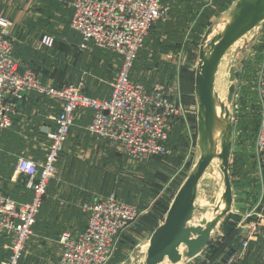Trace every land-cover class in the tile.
Listing matches in <instances>:
<instances>
[{
    "label": "rangeland",
    "instance_id": "obj_1",
    "mask_svg": "<svg viewBox=\"0 0 264 264\" xmlns=\"http://www.w3.org/2000/svg\"><path fill=\"white\" fill-rule=\"evenodd\" d=\"M67 1L16 0L22 4L29 3L28 8L36 16L30 21L33 31L37 33L33 35V39L22 38V30H16L12 21L7 18V15L13 16L14 10L15 18H20L18 7L0 9V18L12 23L10 35L19 45V57L16 56V59L25 67L38 72L47 85L56 86L83 80L85 93L88 86L99 89L102 84L93 79L99 78L103 80L104 88H109L120 67L115 54L90 46L80 49L78 36L68 28L58 33L52 29L47 30L50 35L42 33L48 22L65 21L70 0ZM235 2L236 0H170L167 19L152 26L133 64L131 80L147 86H164L173 101L180 100L186 111L185 121L174 125L170 132L168 155L141 161L132 160L123 154L119 145L91 137L84 130L79 131V136L74 135L73 131L64 144L55 164L56 173L45 194L54 180L58 182L55 189L60 190L59 193L79 195L75 198L77 201L73 198L67 204L71 205L69 211L75 218L81 217L82 204L103 196L130 202L142 213L122 234L110 264L123 261L138 243L162 223L173 196L198 157L195 144L196 104L193 95L198 46L209 24ZM24 21L23 18L21 22ZM43 37L53 40L51 47L41 44ZM239 55L233 49L219 67L215 89L221 98L227 92L229 65L237 67ZM248 82L246 73L240 75L234 99L233 146L229 170L233 207L226 221L219 225V237L211 243L213 246L223 243L230 226L236 228L240 222L257 224L254 236L256 241L252 243L256 246L264 245V198L260 201L264 193L258 180V167L252 148L257 127L256 123L254 126L247 124L248 114L250 120L255 121L258 114ZM46 127L44 124L39 125L33 135L45 134L50 129ZM85 140L88 143H84ZM201 190L208 195L217 194L219 185L213 179H207ZM37 220L17 264H56L59 258L56 238L49 237L44 231V223H38ZM53 225H56L55 221ZM205 251L195 260L209 264L210 248ZM10 253V240L0 238V263L6 261ZM261 253L262 251L259 252L257 262L252 264H264ZM236 261L235 259L227 264H235ZM210 264H220V261L215 259Z\"/></svg>",
    "mask_w": 264,
    "mask_h": 264
},
{
    "label": "built area",
    "instance_id": "obj_2",
    "mask_svg": "<svg viewBox=\"0 0 264 264\" xmlns=\"http://www.w3.org/2000/svg\"><path fill=\"white\" fill-rule=\"evenodd\" d=\"M70 7L69 26L81 37L80 49L100 48L115 54L120 61L108 99L87 96L83 82L61 87L43 84L34 70L14 57L11 25L0 18V131L11 127L19 105L31 93L57 104L60 110L53 119L54 129L45 133L43 159L36 162L19 157L16 161L15 171L24 177L25 188L32 192L31 200L18 203L0 193V234L10 240L11 252L0 264L18 263L32 236L46 188L56 173L55 164L79 114L92 112L87 126L90 135L119 145L126 157L140 161L168 155V136L174 125L185 121L183 105L174 102L164 86L156 84L147 90L130 78L150 29L167 19L168 3L162 0H72ZM41 44L51 47L53 40L43 37ZM238 59V70L241 76L248 75L249 91L257 108L258 125L252 148L264 193V23L252 33ZM263 198L264 195L260 201ZM80 210L87 216L86 228L81 232L66 231L60 236L58 264H110L122 234L142 214L135 205L113 196L85 202ZM256 226L252 222L237 223L236 229L247 233L241 235L240 247L227 263L244 254L256 235Z\"/></svg>",
    "mask_w": 264,
    "mask_h": 264
},
{
    "label": "water",
    "instance_id": "obj_3",
    "mask_svg": "<svg viewBox=\"0 0 264 264\" xmlns=\"http://www.w3.org/2000/svg\"><path fill=\"white\" fill-rule=\"evenodd\" d=\"M263 23L264 0H236L206 28L198 46L193 81L198 157L173 196L162 223L117 264L188 262L219 237L218 226L233 207L229 170L240 71L229 65L224 98L215 89V79L225 56L233 49L242 54L252 33ZM207 179L219 185L217 194L208 195L201 190ZM246 233L244 230L242 235ZM239 247L240 241L236 240L220 262L227 264Z\"/></svg>",
    "mask_w": 264,
    "mask_h": 264
},
{
    "label": "crops",
    "instance_id": "obj_4",
    "mask_svg": "<svg viewBox=\"0 0 264 264\" xmlns=\"http://www.w3.org/2000/svg\"><path fill=\"white\" fill-rule=\"evenodd\" d=\"M2 1L0 0V9L6 7H7L6 9H11V7L13 8L18 7V11L21 12V14H19V17L21 15L20 18H15V14H14L15 10L13 16L8 17L7 15V18L12 21L16 30L17 29L22 30V35H23L21 36L22 38H28V37L32 38L34 34H37L36 31H33L31 25L32 22H30L31 20L36 18V16L32 13L31 9L28 8L30 6H28L27 4L29 3L22 4L16 2V0H2ZM71 1L72 0H70L69 2L68 15L67 18L64 19L65 21L61 23L48 22V24L45 25V29L42 31V33L46 35H50L48 33L49 31L47 30L52 29L54 30V32L58 33V31L60 32L64 28H68L69 31L73 32L78 36V45H79L81 43L80 35L74 32L69 26L71 14H72V10L70 7ZM65 2L67 3L68 1L65 0ZM162 2L170 4V0H162ZM23 18L25 19V21L21 22ZM12 23H11V27H12ZM60 41L63 42L62 40ZM93 79L95 80L96 83H101L102 85L99 87V89H97L96 86H88V88H86L85 90L86 91L85 94L91 98L108 99L110 94V87L109 88L107 87L105 89L103 80L99 78H93ZM82 81L79 80V82ZM77 83L66 82L63 85L77 84ZM143 86L145 87V85ZM153 86L154 85H151L149 88L151 89ZM38 97H39L38 95L37 96L33 95L32 97H30V99L20 104L17 114L12 119L11 127L6 130L0 131V193L10 197L12 200L18 203L29 202L32 197V192L25 188L24 177L16 173L15 171L17 158L23 157L34 160L36 162H39L43 159L44 146L47 142L46 136L45 134L34 136L33 133L37 132V129L41 124L47 125L48 129L50 128L51 130H53L55 127L53 119L60 112L57 104L50 102L48 100L47 102H45L43 98H38ZM175 101L176 103H182L180 100H175ZM91 119H92V112L89 110L79 114V117L77 118L74 126L71 128L70 134L74 131V135L76 134L77 136H79V131L84 130L89 136L92 137V135H90L87 131V126L90 124ZM98 139L104 140L101 138ZM84 143H88V142L85 140ZM60 173L61 171L59 172V175ZM57 184H58L57 181L52 180L48 193L46 194V198L44 199L40 211L36 216V220L38 218L39 219L37 220L38 223L40 222L44 223L43 225L44 231L47 233L49 237L56 238L55 242L57 243L58 246L59 258H60L61 247L58 244L60 236L66 231H73V232L83 231L86 228L87 216L86 214L80 211L81 217L75 218L74 215L70 213L69 207L71 205L68 206L67 204H69V202H72L73 198L74 200H76L79 197V195L59 193L60 190L56 191L55 189L56 188L55 185ZM93 199L88 200V202L92 201ZM54 221L56 222L55 226L53 225ZM242 232L243 231H241V234ZM254 240L255 237H253L251 241H249L248 248L246 249L244 254L237 260L236 264L242 262L248 255L249 258L246 259L245 263L246 264L256 263L257 260L260 258L259 252L261 251H262L261 261L264 260V245L261 244V246H256V244L252 243L254 242ZM59 258L56 264H58ZM198 263L199 261L195 260L194 258L188 262H181L179 264H198Z\"/></svg>",
    "mask_w": 264,
    "mask_h": 264
},
{
    "label": "trees",
    "instance_id": "obj_5",
    "mask_svg": "<svg viewBox=\"0 0 264 264\" xmlns=\"http://www.w3.org/2000/svg\"><path fill=\"white\" fill-rule=\"evenodd\" d=\"M18 46L19 45H17L16 44V42H14V51H13V55H14V57L16 58V56L17 57H19V54H18ZM137 57H138V55H137ZM24 66V65H23ZM27 67V66H26ZM28 68H30V67H28ZM32 69V68H31ZM33 70V69H32ZM34 72L37 74V76H38V78H39V80L43 83V84H45V81L43 80V78L41 77V75L38 73V72H36L35 70H34ZM53 86H55V85H53ZM61 86H63V84L61 85H56L55 87H61ZM150 86H147V85H145V88H147V90H149L150 88H149ZM34 96L36 95V94H33ZM32 95V93L31 94H29L26 98H25V100L22 102V103H24L26 100H28V99H30V97H32L33 96ZM37 96V95H36ZM38 98H43V100L44 101H47L48 99H46V98H44V97H41V96H39ZM46 99V100H45ZM48 101H50V100H48ZM51 102V101H50ZM21 103V104H22ZM19 107H20V105H19ZM19 110V109H18ZM247 117H248V121H247V124L248 125H255V123H256V127H257V125H258V118L256 119V121H255V119L254 120H250V116H249V114L247 115ZM254 121V122H253ZM178 124V123H177ZM176 124V125H177ZM172 131H173V129H172ZM171 134V133H170ZM170 134H169V136H168V140H167V147L169 148V145H170ZM245 137H248V135L247 136H245ZM250 137V136H249ZM243 141H245V139L243 140ZM244 144V143H243ZM170 149V148H169ZM60 156V155H59ZM158 157H160V156H158ZM60 158V157H59ZM155 158H157V157H152V158H150V159H155ZM46 197V196H45ZM43 201H44V199H43ZM122 202H125V203H127V204H132V203H130V202H126V201H123V200H121ZM43 203V202H42ZM41 206H42V204H41ZM41 208V207H40ZM166 213V212H165ZM228 218V217H227ZM226 221V220H225ZM224 221V222H225ZM35 225V224H34ZM34 227V226H33ZM241 231H238L236 228H235V226H230V228H229V230H227V233H226V237H225V239H224V242L223 243H221V244H219V246L217 245V246H213L212 244L208 247V249L210 248V253L211 254H208V258H209V262L211 263V262H214L215 261V259H217V260H221V258H222V256L225 254V252L230 248V246L236 241V240H240V238H241ZM0 238H2V239H4V240H8L7 238H6V236L5 235H3V234H1V236H0ZM120 242H121V239H120V241L118 242V244H117V247H118V245L120 244ZM247 258H249V255L242 261V262H240L239 264H246L245 263V261H246V259ZM117 263H119V262H117ZM116 262H115V264H117ZM209 263V264H210ZM236 263H237V261H236ZM235 263V264H236ZM198 264H206V262H199ZM220 264H222L221 262H220Z\"/></svg>",
    "mask_w": 264,
    "mask_h": 264
}]
</instances>
